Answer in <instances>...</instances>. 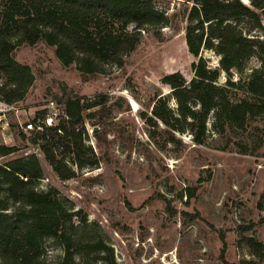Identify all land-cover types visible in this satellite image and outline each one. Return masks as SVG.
<instances>
[{
	"label": "rangeland",
	"instance_id": "rangeland-1",
	"mask_svg": "<svg viewBox=\"0 0 264 264\" xmlns=\"http://www.w3.org/2000/svg\"><path fill=\"white\" fill-rule=\"evenodd\" d=\"M155 1L170 25L158 34L143 33L122 69L110 68L86 82L76 65L64 67L43 42L16 46L14 59L29 67L33 81L22 101L0 102V145L16 149L0 156V166L36 155L42 168L37 190H55L70 208L82 210L86 224L79 226L86 242L101 240L117 264H223L222 254L229 264H264L241 241L252 237L264 245V223H259L264 218V114L241 129L214 128L210 114L201 145L189 133H176L178 142H167L139 116L150 114L156 95L169 96V87L161 83L164 75L178 72L190 81L198 60L184 40L187 2ZM199 57L218 68L213 51L203 50ZM258 66L251 58L241 73H220L218 84L231 79L243 86ZM67 98L87 105L84 143L100 162L79 169L67 160L75 176L61 180L44 160L41 142H31L20 125L46 113L50 102L61 105ZM248 98L244 89L230 92L232 101ZM168 100L175 110L174 100ZM97 122L100 142L93 136ZM44 249L49 264L60 262L63 251L54 240L46 239Z\"/></svg>",
	"mask_w": 264,
	"mask_h": 264
},
{
	"label": "trees",
	"instance_id": "trees-1",
	"mask_svg": "<svg viewBox=\"0 0 264 264\" xmlns=\"http://www.w3.org/2000/svg\"><path fill=\"white\" fill-rule=\"evenodd\" d=\"M185 2L184 40L188 52L198 57L192 63L193 77L186 81L178 72L164 75L161 83L169 87V96L156 95L150 114L142 111L139 116L148 127L165 135L167 142L177 143L176 133H189L201 145L210 114L214 128L228 124L238 129L264 114V0ZM169 25L170 18L157 8L155 0H0V102L22 101L33 81L29 67L14 59L19 44L43 42L52 47L59 62L64 67L76 65L86 82L110 68L122 69L143 33L158 34ZM203 50L219 57L218 68H209L199 57ZM251 58L258 59L259 66L243 86L231 79L225 86L218 84L220 73H241ZM239 89L249 98L232 101L230 92ZM168 98L174 100L175 110L168 106ZM62 101L57 126L42 125L41 131L28 133L31 142H41L44 160L57 177L68 180L75 173L67 167V160L82 169L96 165L100 158L84 143L87 105L70 98ZM99 122L93 125L98 142L101 133L95 126ZM15 151L0 145L1 157ZM41 178L42 168L34 154L0 166V264H49L46 239L54 240L63 251L58 264H117L101 240L86 242L84 227L79 226L86 224L82 210L70 208L55 190H37ZM241 241L264 261L261 242L252 237ZM221 260L229 264L223 254Z\"/></svg>",
	"mask_w": 264,
	"mask_h": 264
},
{
	"label": "built area",
	"instance_id": "built-area-1",
	"mask_svg": "<svg viewBox=\"0 0 264 264\" xmlns=\"http://www.w3.org/2000/svg\"><path fill=\"white\" fill-rule=\"evenodd\" d=\"M52 106L44 115L40 117H34L28 123L20 125L23 131H41L42 125L46 127L57 126L60 120L61 115V105H55L53 102H50Z\"/></svg>",
	"mask_w": 264,
	"mask_h": 264
},
{
	"label": "bare ground",
	"instance_id": "bare-ground-1",
	"mask_svg": "<svg viewBox=\"0 0 264 264\" xmlns=\"http://www.w3.org/2000/svg\"><path fill=\"white\" fill-rule=\"evenodd\" d=\"M130 103H131V106L136 109L137 108V104L133 101V100H130Z\"/></svg>",
	"mask_w": 264,
	"mask_h": 264
}]
</instances>
